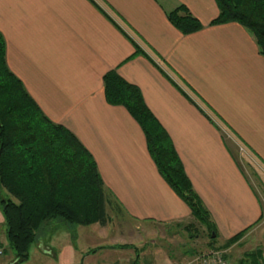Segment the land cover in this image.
<instances>
[{
    "label": "crops",
    "instance_id": "1",
    "mask_svg": "<svg viewBox=\"0 0 264 264\" xmlns=\"http://www.w3.org/2000/svg\"><path fill=\"white\" fill-rule=\"evenodd\" d=\"M180 4L201 30L184 34L170 22L167 13ZM219 14L216 0H0V32L9 69L45 115L92 154L108 200L133 221H190V207L158 170L141 125L125 106L108 102L104 76L116 70L137 86L215 223V242L202 252L242 234L225 248L232 261V252L242 253L239 263L259 248L246 246L264 230V206L223 130L264 170V55L242 24H211ZM0 243L8 246L1 206ZM77 249L70 264L196 257L180 250L113 258Z\"/></svg>",
    "mask_w": 264,
    "mask_h": 264
},
{
    "label": "trees",
    "instance_id": "2",
    "mask_svg": "<svg viewBox=\"0 0 264 264\" xmlns=\"http://www.w3.org/2000/svg\"><path fill=\"white\" fill-rule=\"evenodd\" d=\"M216 1L220 14L211 24L231 21L242 24L253 33L264 55V0ZM167 16L184 34L204 27L183 4ZM0 79V206L8 246L16 253V264H21L28 260L30 246L46 222L62 218L75 225H105L108 203H113L107 199L92 154L74 133L45 115L23 82L9 69L1 32ZM104 86L108 102L125 106L141 125L161 175L214 241L217 229L211 213L195 191L169 134L146 105L140 89L116 70L105 74ZM3 189L15 199L3 196ZM241 236L232 237L219 249L238 242ZM0 247L3 248L1 243ZM239 264H264V249L244 253Z\"/></svg>",
    "mask_w": 264,
    "mask_h": 264
},
{
    "label": "rangeland",
    "instance_id": "3",
    "mask_svg": "<svg viewBox=\"0 0 264 264\" xmlns=\"http://www.w3.org/2000/svg\"><path fill=\"white\" fill-rule=\"evenodd\" d=\"M223 131L227 140L233 143H231L233 148L236 145L234 149L239 161L264 206V170L244 145L234 141L232 133L227 129ZM1 194L15 199L5 189ZM107 216L108 221L105 225L100 223L75 225L65 222L62 218L46 222L38 230L37 238L30 246L28 260L21 264H70L76 255L75 251H78L77 248L83 247L90 249L89 252L99 247L94 253L98 250L100 251L98 255L113 258L126 256L125 251L135 254L141 251L151 253L162 251L165 255L178 253L180 250H184L185 253L192 251L191 256L194 257L206 251L215 242L210 239L206 227L195 218L167 225L141 223L131 220L117 205L110 203L107 206ZM259 237L250 240L246 247L258 246L264 249V230ZM217 248L219 249L218 246H214V250ZM4 249V255H0L2 263L13 264L16 261L15 251L9 246ZM160 254L161 252L157 253ZM241 255L242 253L232 252L230 256L234 258L233 261L229 260L230 264H239Z\"/></svg>",
    "mask_w": 264,
    "mask_h": 264
},
{
    "label": "built area",
    "instance_id": "4",
    "mask_svg": "<svg viewBox=\"0 0 264 264\" xmlns=\"http://www.w3.org/2000/svg\"><path fill=\"white\" fill-rule=\"evenodd\" d=\"M4 248L0 247V255H4ZM183 264H230L225 249H215L196 256Z\"/></svg>",
    "mask_w": 264,
    "mask_h": 264
}]
</instances>
